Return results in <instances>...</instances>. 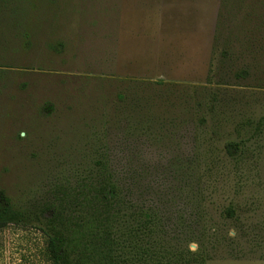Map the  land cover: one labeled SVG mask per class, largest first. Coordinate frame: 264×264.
Listing matches in <instances>:
<instances>
[{"label": "rangeland", "instance_id": "rangeland-1", "mask_svg": "<svg viewBox=\"0 0 264 264\" xmlns=\"http://www.w3.org/2000/svg\"><path fill=\"white\" fill-rule=\"evenodd\" d=\"M98 175L123 189L118 231L154 215L150 259L116 264H158L160 233L264 264V0H0V190L30 217L0 264H51L36 216Z\"/></svg>", "mask_w": 264, "mask_h": 264}, {"label": "trees", "instance_id": "trees-1", "mask_svg": "<svg viewBox=\"0 0 264 264\" xmlns=\"http://www.w3.org/2000/svg\"><path fill=\"white\" fill-rule=\"evenodd\" d=\"M239 153L241 150L238 143H229L226 146L228 158L236 160ZM97 180V183L80 192L75 203L46 205L41 209L40 215L36 216V222L43 228L46 253L51 264H116L126 254V258L150 259L151 230L147 224L154 220V215L138 211L134 215L137 219L136 227L122 223L123 228L118 231L119 216L128 213L126 203L123 202V189L107 182L103 176L98 175ZM76 206L78 212L74 216L71 210ZM225 214L232 217L233 209H226ZM27 219L30 217L25 212L18 211L0 190V230L9 224L23 223ZM113 222H116V229L112 226ZM157 226L159 231L160 226ZM118 233H121L119 238ZM140 238L143 247L138 241ZM128 240L135 241L130 243L134 248L125 245ZM166 241L164 234L160 233L158 264L206 263V258L200 251L178 252L171 246L172 243Z\"/></svg>", "mask_w": 264, "mask_h": 264}, {"label": "crops", "instance_id": "crops-1", "mask_svg": "<svg viewBox=\"0 0 264 264\" xmlns=\"http://www.w3.org/2000/svg\"><path fill=\"white\" fill-rule=\"evenodd\" d=\"M191 5H194V4H187L186 6H185V9L187 8V7H189V6H191ZM194 61V64L193 65H191V66H196V65H198V63L200 62V59H196V61H195V59H192V62Z\"/></svg>", "mask_w": 264, "mask_h": 264}]
</instances>
